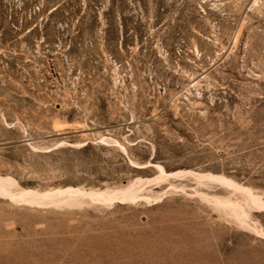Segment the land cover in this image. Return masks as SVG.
Instances as JSON below:
<instances>
[{"label":"rangeland","instance_id":"1","mask_svg":"<svg viewBox=\"0 0 264 264\" xmlns=\"http://www.w3.org/2000/svg\"><path fill=\"white\" fill-rule=\"evenodd\" d=\"M0 178V264H264V0H0Z\"/></svg>","mask_w":264,"mask_h":264},{"label":"bare ground","instance_id":"2","mask_svg":"<svg viewBox=\"0 0 264 264\" xmlns=\"http://www.w3.org/2000/svg\"><path fill=\"white\" fill-rule=\"evenodd\" d=\"M215 179L220 180V181H226L224 179H219V178H215ZM5 182H6V180H3V179L0 178V192H5V190H4V188H6V186L4 187V184L6 185ZM232 185H234V184H232ZM234 186L235 187H238L236 185H234ZM135 188H137V186H135ZM135 194H136V192L133 191L132 189H128L126 191H122L121 193L114 194V195L112 193H110V192H97V191L86 192V191H83V190L69 189V190L57 191V192L50 193V194L27 193L26 195L24 194L25 196L19 195L17 197H19L20 199L21 198H24V197H30V200H31V198L32 199L34 198L37 201V198L42 199V198H45V197L48 198L49 196H51V197L52 196H58V197L59 196L60 197L62 196V198H63V196H68V197H72V196L74 197V196H76L77 197V196L89 195V196H92V197H94L96 199H101V198H107V199H109V198H118V199H122V200H128L129 198L133 197ZM50 199L53 200V199H58V198H54L53 197V199L52 198H50ZM42 201H43V199H42ZM68 201H71V200H68ZM65 202L67 203V201H65Z\"/></svg>","mask_w":264,"mask_h":264}]
</instances>
